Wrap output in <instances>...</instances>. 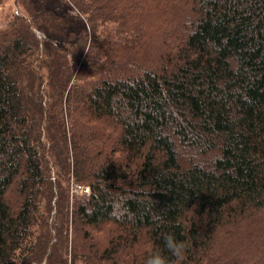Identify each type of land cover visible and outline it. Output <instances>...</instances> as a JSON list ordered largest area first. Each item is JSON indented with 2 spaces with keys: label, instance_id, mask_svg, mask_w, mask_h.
Here are the masks:
<instances>
[{
  "label": "trees",
  "instance_id": "obj_1",
  "mask_svg": "<svg viewBox=\"0 0 264 264\" xmlns=\"http://www.w3.org/2000/svg\"><path fill=\"white\" fill-rule=\"evenodd\" d=\"M12 3L0 264H264V0Z\"/></svg>",
  "mask_w": 264,
  "mask_h": 264
},
{
  "label": "rangeland",
  "instance_id": "obj_2",
  "mask_svg": "<svg viewBox=\"0 0 264 264\" xmlns=\"http://www.w3.org/2000/svg\"><path fill=\"white\" fill-rule=\"evenodd\" d=\"M14 4L12 3V0H8L3 2V4H0V24L4 22L10 13L14 10ZM58 41L61 40V38H56ZM83 192V189L79 187H74L71 190V193L73 196L80 195ZM84 193V192H83ZM99 234V233H98Z\"/></svg>",
  "mask_w": 264,
  "mask_h": 264
}]
</instances>
